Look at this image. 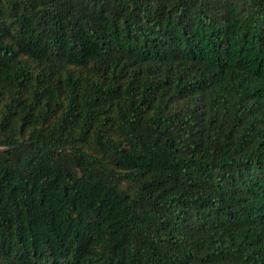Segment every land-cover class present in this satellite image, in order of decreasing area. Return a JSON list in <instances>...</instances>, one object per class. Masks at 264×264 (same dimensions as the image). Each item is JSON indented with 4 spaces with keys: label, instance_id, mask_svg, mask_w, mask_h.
Segmentation results:
<instances>
[{
    "label": "trees",
    "instance_id": "1",
    "mask_svg": "<svg viewBox=\"0 0 264 264\" xmlns=\"http://www.w3.org/2000/svg\"><path fill=\"white\" fill-rule=\"evenodd\" d=\"M0 264H264V0H0Z\"/></svg>",
    "mask_w": 264,
    "mask_h": 264
}]
</instances>
